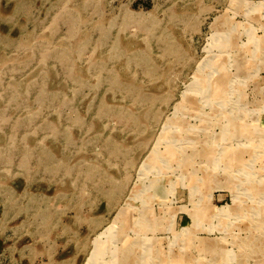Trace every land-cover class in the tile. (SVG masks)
I'll return each mask as SVG.
<instances>
[{
  "label": "rangeland",
  "instance_id": "obj_1",
  "mask_svg": "<svg viewBox=\"0 0 264 264\" xmlns=\"http://www.w3.org/2000/svg\"><path fill=\"white\" fill-rule=\"evenodd\" d=\"M117 263L264 264V0H0V264Z\"/></svg>",
  "mask_w": 264,
  "mask_h": 264
},
{
  "label": "bare ground",
  "instance_id": "obj_2",
  "mask_svg": "<svg viewBox=\"0 0 264 264\" xmlns=\"http://www.w3.org/2000/svg\"><path fill=\"white\" fill-rule=\"evenodd\" d=\"M214 97H216V96H214ZM240 126H241V125H240ZM246 126H247V125H246ZM243 127H244V125H243ZM246 128H248V127H246ZM245 131H246V130H245ZM203 212H204V211H203ZM104 250H105V249H104ZM104 250H103V251H104ZM125 254H126V253H125ZM129 259H130V258H129ZM127 261H128V260H127ZM92 263H93V261H92ZM117 264H118V263H117Z\"/></svg>",
  "mask_w": 264,
  "mask_h": 264
}]
</instances>
